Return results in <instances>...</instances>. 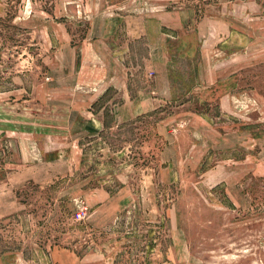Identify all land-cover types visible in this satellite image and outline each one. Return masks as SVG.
<instances>
[{
	"label": "rangeland",
	"instance_id": "1",
	"mask_svg": "<svg viewBox=\"0 0 264 264\" xmlns=\"http://www.w3.org/2000/svg\"><path fill=\"white\" fill-rule=\"evenodd\" d=\"M0 264H264V0H0Z\"/></svg>",
	"mask_w": 264,
	"mask_h": 264
},
{
	"label": "crops",
	"instance_id": "2",
	"mask_svg": "<svg viewBox=\"0 0 264 264\" xmlns=\"http://www.w3.org/2000/svg\"><path fill=\"white\" fill-rule=\"evenodd\" d=\"M114 79H120V78H118V76L117 77H115V78H112L111 80H110V82H113L114 81ZM128 79V78H127ZM109 88V87H108ZM107 90V89H106ZM141 94H142V98H141ZM148 95V96H147ZM140 98V99H142V101H144V103L146 104V108L147 109H150L151 107V104L149 103V101L148 100H152V94L151 93H145V92H142V93H139V95L136 97V99L137 98ZM129 98H130V96H129ZM150 105V106H149ZM126 106H127V103H126ZM120 110H122V109H120ZM125 111H126V118H122L123 117V113L121 114V113H118L117 115H116V118H117V120L119 119V117H120V119L122 120V122L123 121H127V120H129V119H131L132 117H134V116H138V115H140V114H138V113H136L135 111H133L132 109H129V108H125L124 109ZM120 112V111H119ZM146 112H147V110H146ZM146 112H144V113H146ZM143 114V113H142Z\"/></svg>",
	"mask_w": 264,
	"mask_h": 264
}]
</instances>
